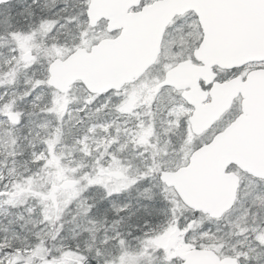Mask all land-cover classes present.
Returning a JSON list of instances; mask_svg holds the SVG:
<instances>
[{
	"label": "snow or ice",
	"instance_id": "snow-or-ice-1",
	"mask_svg": "<svg viewBox=\"0 0 264 264\" xmlns=\"http://www.w3.org/2000/svg\"><path fill=\"white\" fill-rule=\"evenodd\" d=\"M12 6L13 0H0V40L7 41L10 45L9 52L17 54V40L20 37H23L19 44L21 53L24 41H33L35 37L33 42L38 46H45L48 58L45 60L43 57H35L37 64L28 69L32 72L31 77L25 74L24 92L19 96L7 87L0 89V124L6 127L11 147L4 160L0 161V205L7 204L17 209L12 213L5 211V215L13 218L8 220L7 226L0 228V264H93V261L95 264H164L156 255L164 252L158 246L164 234L177 230L189 232L193 225L202 228L204 217L199 211H193L190 218L179 214L178 199L168 185V174L173 171L172 153L165 155L163 149L150 155H134L133 160L139 159V165L126 160L128 179L119 188L101 185L82 172V186L77 190L75 199L62 204L53 215H50L48 205L42 201L33 203L27 198L19 201L10 198L14 191L26 187L25 182L30 177L39 174L48 151L44 145L50 144V141L44 140H40L39 144L35 143L39 133L33 135L35 129L30 127L32 122L25 123V114L19 103L30 102L33 108L38 106L36 101L41 99L40 90L45 87L44 82L50 83L48 72L50 67L55 68L53 61L57 53L65 48L78 52L82 46L81 40L89 32L88 0H74L71 7L68 0H52V7L56 10L51 15L38 14L36 8L39 0H32L26 7L19 6L17 16L22 18L23 23L13 22L10 14ZM202 7L217 10L225 21L242 25L251 34L264 39V0H209ZM61 36L66 38L61 40ZM201 37L202 42L203 30ZM196 46L199 47V43ZM20 58H23L22 54ZM6 62L10 67L14 66L11 56ZM252 70L264 72V61L254 64ZM37 71L39 75L36 74ZM240 74L234 70L219 77L214 83L223 84L229 79L239 78ZM246 80L247 76H244L243 81ZM201 87L207 93L213 85L205 87L202 84ZM165 107L168 109L166 115L175 118L177 114L174 106L170 104ZM44 109L52 110L51 101L44 105ZM87 116L88 110L80 120L81 129L78 132L81 134L73 135L74 144L88 136ZM180 127L183 129L184 143H187L192 138L187 117L180 120ZM25 129L27 135H24ZM182 147L183 143L180 146L173 145L172 151L179 155ZM25 149H30L29 160L25 161V171L13 175V170L7 167L8 157L15 164V157L23 156ZM111 151L114 156L125 159L115 151V146ZM105 163L107 157L101 161V164ZM29 164L31 167H28ZM89 165L90 169L95 168L94 157L89 159ZM249 181V185L242 187L237 193L236 203L242 210L241 216L229 220L225 225L229 229L226 235L232 238L228 241L231 255L224 258L222 264H264V207H259L264 206V181L254 178H249ZM84 191H94L99 196L85 197ZM133 191L138 192L139 197L149 204L158 198L162 207L149 211L146 204V215L140 217L132 212L131 203H117L122 197L130 196ZM24 204L27 206L22 212L19 211ZM213 216L216 221L228 219L231 210L223 216L216 213ZM248 216L252 217L251 223L246 219ZM133 217L136 218V223H128ZM219 231L220 228H217V232ZM203 235L215 237L216 234L209 229ZM188 239L185 236V240ZM217 239L223 240V237ZM222 252L223 248L217 255ZM166 264H176V261L167 259ZM214 264H221V260L217 259Z\"/></svg>",
	"mask_w": 264,
	"mask_h": 264
},
{
	"label": "water",
	"instance_id": "water-1",
	"mask_svg": "<svg viewBox=\"0 0 264 264\" xmlns=\"http://www.w3.org/2000/svg\"><path fill=\"white\" fill-rule=\"evenodd\" d=\"M141 1L89 0V27L95 29L106 21L109 33L122 34L116 41L101 42L90 52L79 50L64 62L55 61V68H49L48 85L62 95L69 93L76 83L94 96L119 92L154 66L165 29L173 19L194 13L204 30L202 45L194 55L202 67L182 64L167 73L163 87L176 92L192 90L193 98L183 93L182 99L194 108L189 119L194 137L215 126L238 92H242L244 103L241 116L228 129L195 151L187 167L168 174V185L188 210L216 220L214 213L223 216L237 201L241 181L228 172L231 167L248 177L264 180V72L252 74L244 86L237 82L215 84L210 92L211 102L205 106L208 95L198 92L199 81L213 83L215 67L225 71L264 61V39L242 25L225 21L217 10L203 8L209 0H165L130 15L129 11ZM217 259L220 258L213 252L191 250L181 264H214Z\"/></svg>",
	"mask_w": 264,
	"mask_h": 264
},
{
	"label": "rangeland",
	"instance_id": "rangeland-1",
	"mask_svg": "<svg viewBox=\"0 0 264 264\" xmlns=\"http://www.w3.org/2000/svg\"><path fill=\"white\" fill-rule=\"evenodd\" d=\"M25 1L27 0L14 1L10 12L17 5L24 4ZM68 3L71 7L74 0H68ZM101 37H104L102 28L95 31L89 29V32L81 40L82 46L80 49H89L95 43L88 42ZM65 38V36L60 37L61 40ZM21 40H23V37L17 40V54L10 53L8 42L0 40V89L7 87L15 92L17 96L24 92L25 74L28 77L32 76V72L28 69L37 64L35 57H43L45 60L48 58L45 46H38L33 42L35 37L33 41H24V49L21 53L19 50ZM192 40L194 42L198 41L195 33L171 35L167 39L168 44L165 47L163 58L165 65L147 84L151 86L147 98L140 96L136 88H131L122 97L110 96L107 99H95L80 84H77L71 93L60 95L50 90L47 82H44L45 87L40 90L41 99L36 101L38 105L36 108H33L30 102H20L19 107L25 114V123L31 121L30 127L35 129L33 135L39 133V138L35 143L39 144L40 140H44L46 142L50 141V144L46 143L44 145L47 146L48 151L46 157H44V167L39 171V174L30 177L25 182L26 187L14 191L10 198L17 201L27 198L31 199L33 203L42 201L48 205L50 215H53L62 204L75 199L77 190L82 186L80 175L82 172L90 175L92 179L101 185L119 188L128 179V169L125 168L126 160H132L134 164L139 165V159L133 160L134 155L139 156L141 153L150 155L160 149H163L165 155L172 153V172L186 167L190 155L197 148L211 142L217 133L222 132L223 128L227 126V123L218 124L203 137L192 136L190 141L184 143L180 120L186 117L189 119L192 116L190 108L183 104L180 96L176 93L159 92L154 88L153 83L159 79L162 70L170 68L175 62L186 57L188 52L185 51ZM72 53L69 49H62L57 53L55 60H64ZM21 54L22 59L20 58ZM10 56L12 57L13 67H10L6 62ZM27 57L30 58L27 59ZM17 60H19V63H16ZM5 68L9 70L4 71ZM36 74L39 75V71ZM29 101H31V97H29ZM49 101H51V111L44 109V105L48 104ZM170 104L174 106V111L177 114L175 118H169L166 115L168 109L165 106ZM86 110H88L87 119L89 121L88 136L86 139L79 141L78 144H74L73 135L81 134L78 132L81 129L80 120L85 117ZM24 135H27V129H25ZM182 143L183 147L180 154L176 155L172 151V146H180ZM24 144L26 145L27 141ZM9 145L10 141L6 136V127L0 124V161H3L7 153L11 151ZM113 146H115V151L122 154L125 159L113 155L111 151ZM29 151L30 149H25L23 156H16L15 164L11 163L12 158L8 157L7 167L13 170V175H19L25 171V161L29 160ZM93 157L95 168L90 169L89 159ZM106 157L107 163L101 164V161H104ZM28 167H31V164ZM106 169H109L110 172L106 173ZM235 173L241 177L240 188L249 185V177L238 172ZM83 195L98 198L99 193L84 191ZM174 197L178 199L175 193ZM125 201L131 203L132 212L137 210L134 213L142 212L146 204L148 207L150 206L148 201L140 198L139 193L136 191H133L130 196L122 197L117 203ZM178 202L179 214L190 218L192 212L186 210L179 199ZM153 203L158 208L162 207L159 199ZM25 206L27 205H21L19 211L22 212ZM247 206L245 205V207ZM5 211L12 213L17 209H13L7 204L0 205V228L7 226L8 220L13 218L11 215H5ZM241 214L242 210L236 203L228 219L216 221L203 216L202 228L193 225L192 231L189 232L179 230L166 232L158 245L164 249V252L156 255L164 264H166L167 259H175L176 264H180L183 257L190 250L204 249L218 254L223 248V252L219 256L221 258L228 257L231 255L228 251L230 247L228 241L232 238L226 235L229 229L225 225L229 220H235ZM246 219L249 223L252 222L251 216ZM217 228H220L219 232H217ZM209 229L216 234L215 237L203 235ZM17 230L19 231V226H17ZM185 236L189 239L185 240ZM218 237H223V240L217 239ZM93 264H95L94 261ZM154 264H159V262H154Z\"/></svg>",
	"mask_w": 264,
	"mask_h": 264
},
{
	"label": "flooded vegetation",
	"instance_id": "flooded-vegetation-1",
	"mask_svg": "<svg viewBox=\"0 0 264 264\" xmlns=\"http://www.w3.org/2000/svg\"><path fill=\"white\" fill-rule=\"evenodd\" d=\"M159 0H143V3L141 5V7L137 10H134V11H131L132 14H137L138 12H141V10L143 8H147L148 6H151L152 4L158 2ZM197 21H199L196 16L193 14V13H190V14H187L185 16H180V18H175L174 21L169 25V27L166 29V33L164 34V37H163V40H162V47H161V55L159 57V59L157 60V62L155 63L156 65L154 67H152L150 69V71H148L138 82L132 84V85H129L127 87H125L124 89H122V91H120L118 94L116 93H111L109 94L108 96H91L92 98H95V99H107L109 98L110 96H117V97H122L123 94H125L127 91H129L131 88H136L139 93H140V96H143L144 98H147V96H149L150 94V91H149V88L151 87L150 85L148 86L147 84L150 83L149 81L151 79H153L154 75H156V73L161 69V67L163 65H165V61H163V58H164V51H165V47L167 46L168 42H167V39L170 38L171 35H180V34H191V33H195V36L198 38V41L197 42H194L193 40L191 41V43H189L188 45V48L185 52H188V54L186 55V57L182 58V60H178L177 62H175L174 65H172L170 68L168 69H164L161 71V75L159 76V79L153 83L154 88L156 90H158L159 92H169V93H175L173 89H168V88H165L163 87V82L165 81V78L167 76V73L170 72L172 69H175L179 66H181L182 64H188L190 63L192 66H195V67H202V65L197 62L194 58V55H195V52L196 50L201 46L202 42H201V28H200V24H197ZM107 26L108 24L107 23H100V25H98V27L95 29V30H99V28H102L103 29V34H104V37H101L99 39H95V41H91V42H88V43H95L93 44V46H91L88 50L92 49L93 47H95L97 44L101 43V42H106V41H116L121 33L120 32H116L114 34H109L107 32ZM204 32V30H203ZM199 43V47H197L196 45ZM255 64V63H254ZM254 64H246L245 66L243 67H238V68H235L233 70H225V71H222L218 68H214L212 69V72H213V75H214V79H213V83H207V81H203V80H200L199 81V89H198V92L200 94H202L203 96L205 95H208V99L207 101L205 102L204 106L205 105H208L210 102H211V97H210V92L213 90L214 86H215V81L223 76V75H226L228 73H231L233 72L234 70L237 71V72H240V77L239 78H235V79H229L227 82L223 83V84H220V86H226V84H229V83H236L239 85V86H244L246 83H247V80L246 81H243V77L244 76H247L250 77L252 74H256L257 72L259 71H253L252 70V66ZM242 70V71H241ZM204 85L205 87H207V85L209 84H212L213 87L211 90H209L207 93L205 92L204 88L201 87V85ZM152 93V92H151ZM183 93H188V94H191V97L193 98V92L192 90L190 89H186L185 92ZM182 94V93H181ZM180 93H176V95L180 96L181 98V95ZM194 100V99H193ZM243 98H242V92H238L237 94V97L232 101V105L230 107V109L226 112V114L221 118V120L219 122H217V125L218 124H226L227 123V126L225 128H223V131L227 129L228 126L231 125V123H233L235 120L238 119V117L241 115V111H242V105H243ZM185 105L188 106V108H190L191 110V114L194 112V109L188 105V103H183ZM233 170V169H232ZM106 173H109L110 170L109 169H106L105 171ZM112 174V173H111Z\"/></svg>",
	"mask_w": 264,
	"mask_h": 264
},
{
	"label": "trees",
	"instance_id": "trees-1",
	"mask_svg": "<svg viewBox=\"0 0 264 264\" xmlns=\"http://www.w3.org/2000/svg\"><path fill=\"white\" fill-rule=\"evenodd\" d=\"M17 1V0H16ZM32 3V0H27L24 2V4L22 3V5H17L11 12L10 14L13 17V22H20L23 23V20L21 17L17 16V12L19 11V6H24L26 7L28 4ZM56 9L52 7V0H39V6L36 8V11L38 14H44V15H51L52 12H54ZM158 200V199H157ZM154 203H151L150 206L148 207L149 211L158 208L156 207ZM153 205V206H152ZM106 207H110L109 205H105ZM152 206V207H151ZM133 210V208H132ZM137 210H134V212ZM185 211V210H184ZM145 211L143 210L142 212H136L137 216L143 217L146 214L144 213ZM112 217L110 216L109 219H111ZM128 223L131 224H135L136 223V218L133 217V219L131 221H129ZM18 231V230H17Z\"/></svg>",
	"mask_w": 264,
	"mask_h": 264
}]
</instances>
